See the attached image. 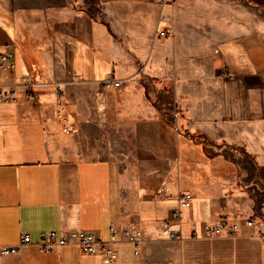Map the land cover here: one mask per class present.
<instances>
[{
	"label": "crops",
	"instance_id": "crops-1",
	"mask_svg": "<svg viewBox=\"0 0 264 264\" xmlns=\"http://www.w3.org/2000/svg\"><path fill=\"white\" fill-rule=\"evenodd\" d=\"M7 51L0 87L16 100L0 102V245L21 232L31 243L0 264H264L257 0H0ZM110 74L120 88L102 85ZM25 75L29 91L16 86ZM220 217L239 223L233 237L206 235ZM111 227V262L36 245L71 229L110 241ZM129 227L136 246L119 237Z\"/></svg>",
	"mask_w": 264,
	"mask_h": 264
},
{
	"label": "built area",
	"instance_id": "built-area-1",
	"mask_svg": "<svg viewBox=\"0 0 264 264\" xmlns=\"http://www.w3.org/2000/svg\"><path fill=\"white\" fill-rule=\"evenodd\" d=\"M163 32H161L162 34ZM15 65L14 63V53L12 51H7L6 53L0 54V69H11ZM231 72L224 71L223 77L229 79L232 77ZM32 84V80L27 75L22 76V79L19 83H16V86H24L26 91H29V88ZM102 85L104 86H114L116 88H120L123 84L120 80L116 79L113 75L110 74L103 82ZM15 93L13 92L12 88H8V90L2 89L0 87V102L5 101H15ZM162 189H158L156 196H160L162 194ZM186 199V196L183 195ZM180 209L174 208L173 211L170 213L168 220H166L164 224V232L168 239L180 240L182 236L180 235L179 224H180ZM176 225L173 229L170 228L171 225ZM255 222L253 219H247L246 225H254ZM239 228V223L237 222H230L226 217H220L218 222L213 224H204L203 229L206 235L209 236H218L223 235L226 237H233L236 231ZM117 233V228L111 227L110 228V237L112 240L106 241L101 237L95 230L85 229V230H74L71 229L65 232H54V231H47L41 233L39 236V241L36 243L38 250L40 252L51 251L58 246L63 245H71L76 244L83 253L92 254V255H99L103 261L111 262L114 260L116 252H115V243L119 241V238L115 237ZM259 236H261L262 243H264V233L258 231ZM119 237L123 241L131 242L135 246L139 242L138 233L135 228L129 227L124 228L119 232ZM30 236L27 232H21L19 236V243L17 245L7 246V245H0V255H10L15 253L20 247L27 246L30 244Z\"/></svg>",
	"mask_w": 264,
	"mask_h": 264
},
{
	"label": "rangeland",
	"instance_id": "rangeland-1",
	"mask_svg": "<svg viewBox=\"0 0 264 264\" xmlns=\"http://www.w3.org/2000/svg\"><path fill=\"white\" fill-rule=\"evenodd\" d=\"M259 5V10L261 12V19L264 22V0H257ZM112 151H117V148H113Z\"/></svg>",
	"mask_w": 264,
	"mask_h": 264
}]
</instances>
